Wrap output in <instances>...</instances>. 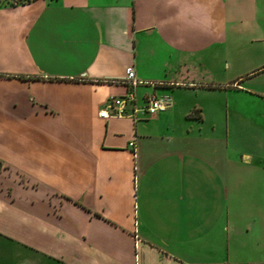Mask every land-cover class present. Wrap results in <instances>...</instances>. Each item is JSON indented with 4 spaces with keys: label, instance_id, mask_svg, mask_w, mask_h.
<instances>
[{
    "label": "crops",
    "instance_id": "crops-1",
    "mask_svg": "<svg viewBox=\"0 0 264 264\" xmlns=\"http://www.w3.org/2000/svg\"><path fill=\"white\" fill-rule=\"evenodd\" d=\"M0 161V264H264V0L0 2Z\"/></svg>",
    "mask_w": 264,
    "mask_h": 264
},
{
    "label": "built area",
    "instance_id": "built-area-1",
    "mask_svg": "<svg viewBox=\"0 0 264 264\" xmlns=\"http://www.w3.org/2000/svg\"><path fill=\"white\" fill-rule=\"evenodd\" d=\"M122 81L127 85V91L118 96H109L105 104L98 110L99 116H129L132 119H137L150 116L168 105L167 96L154 94L148 95L141 104L135 102L134 87L141 81L135 77L131 65L125 66ZM157 83H161V81ZM128 146L134 154V138L128 141Z\"/></svg>",
    "mask_w": 264,
    "mask_h": 264
},
{
    "label": "rangeland",
    "instance_id": "rangeland-1",
    "mask_svg": "<svg viewBox=\"0 0 264 264\" xmlns=\"http://www.w3.org/2000/svg\"><path fill=\"white\" fill-rule=\"evenodd\" d=\"M7 0H0L1 3H6ZM16 2L25 1V0H15ZM30 254L26 251V249L20 250L17 263L18 264H28L29 263Z\"/></svg>",
    "mask_w": 264,
    "mask_h": 264
},
{
    "label": "water",
    "instance_id": "water-1",
    "mask_svg": "<svg viewBox=\"0 0 264 264\" xmlns=\"http://www.w3.org/2000/svg\"><path fill=\"white\" fill-rule=\"evenodd\" d=\"M16 1L15 0H7L6 3H4L5 5H12L14 4Z\"/></svg>",
    "mask_w": 264,
    "mask_h": 264
},
{
    "label": "trees",
    "instance_id": "trees-1",
    "mask_svg": "<svg viewBox=\"0 0 264 264\" xmlns=\"http://www.w3.org/2000/svg\"><path fill=\"white\" fill-rule=\"evenodd\" d=\"M25 1H29V0H25ZM25 1H22V2H25ZM1 167H2V163L0 161V170H1Z\"/></svg>",
    "mask_w": 264,
    "mask_h": 264
}]
</instances>
